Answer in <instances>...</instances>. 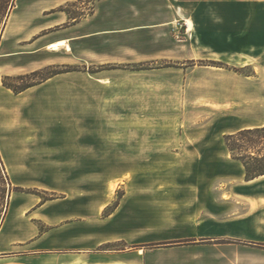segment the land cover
<instances>
[{
  "label": "rangeland",
  "instance_id": "rangeland-1",
  "mask_svg": "<svg viewBox=\"0 0 264 264\" xmlns=\"http://www.w3.org/2000/svg\"><path fill=\"white\" fill-rule=\"evenodd\" d=\"M24 1L26 19L36 12L37 0H16L12 34L28 24L17 17ZM79 2L68 6L76 16ZM172 2L173 23L142 30L134 51L123 47L119 56L134 61L51 64L44 73L73 70L16 93L4 75L50 65L0 56V162L17 188L8 209L55 215L36 221L41 229L69 223L74 236L61 251L84 245L87 231L107 232L116 239L99 248H165L140 263L178 264L182 245L211 252L218 242L186 237L211 230L198 220L237 209L225 200L245 177L223 137L264 123V0Z\"/></svg>",
  "mask_w": 264,
  "mask_h": 264
},
{
  "label": "crops",
  "instance_id": "crops-1",
  "mask_svg": "<svg viewBox=\"0 0 264 264\" xmlns=\"http://www.w3.org/2000/svg\"><path fill=\"white\" fill-rule=\"evenodd\" d=\"M74 1L79 0H37L35 14L27 19L24 1L17 17L28 24L12 34V11L0 43V50L5 51L0 56L21 54L26 59H36L33 69L75 60L90 64L130 62L134 60L119 55L123 47L130 51L136 49L139 42H134V36L144 29L150 31L170 25L175 18L172 0H94L87 5L80 0L77 8L83 13L77 17L72 11L59 9ZM126 36L130 37L128 44L120 41ZM258 125L264 123L244 127ZM242 169L240 174L244 178ZM225 201L237 207L236 211L201 218L197 223L211 222V230L186 236L193 241H218L213 243L211 252L198 243L182 245L178 264H264V174L244 179L242 187L228 194ZM26 210L24 205L8 209L0 226V257L40 260L37 264H50V261L52 264H141V255L146 251L165 249L147 246L118 251L103 249L99 247L116 238L107 232L93 236L87 231L89 238L84 245L61 251L60 248L69 247L74 228L63 223L41 229L36 221L55 219V215L26 216L23 214ZM154 259L150 256L149 264L172 263Z\"/></svg>",
  "mask_w": 264,
  "mask_h": 264
},
{
  "label": "trees",
  "instance_id": "trees-1",
  "mask_svg": "<svg viewBox=\"0 0 264 264\" xmlns=\"http://www.w3.org/2000/svg\"><path fill=\"white\" fill-rule=\"evenodd\" d=\"M73 3L69 2L61 5L59 9L69 12L68 6ZM15 6L16 0H0V43L9 16ZM52 68H55V66L50 65L23 74L4 75L2 83L5 87L18 93L45 81L55 74L73 70L55 69L44 73V71ZM7 80L16 82L13 84L7 82ZM223 138L231 158L240 161L243 165L246 180L264 174V125L240 128L234 132L224 134ZM13 190H17V188L10 185L0 162V226L6 217L10 194Z\"/></svg>",
  "mask_w": 264,
  "mask_h": 264
},
{
  "label": "bare ground",
  "instance_id": "bare-ground-1",
  "mask_svg": "<svg viewBox=\"0 0 264 264\" xmlns=\"http://www.w3.org/2000/svg\"><path fill=\"white\" fill-rule=\"evenodd\" d=\"M188 24H189V26L191 25V22L190 21H188Z\"/></svg>",
  "mask_w": 264,
  "mask_h": 264
}]
</instances>
